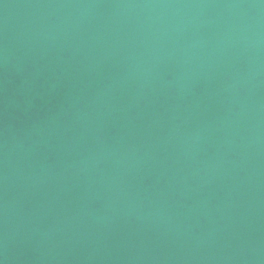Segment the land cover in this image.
<instances>
[{
	"label": "water",
	"instance_id": "water-1",
	"mask_svg": "<svg viewBox=\"0 0 264 264\" xmlns=\"http://www.w3.org/2000/svg\"><path fill=\"white\" fill-rule=\"evenodd\" d=\"M0 264H264V0H0Z\"/></svg>",
	"mask_w": 264,
	"mask_h": 264
}]
</instances>
